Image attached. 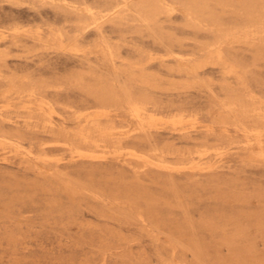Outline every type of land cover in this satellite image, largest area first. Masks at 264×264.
I'll return each instance as SVG.
<instances>
[{"label": "rangeland", "instance_id": "374dc122", "mask_svg": "<svg viewBox=\"0 0 264 264\" xmlns=\"http://www.w3.org/2000/svg\"><path fill=\"white\" fill-rule=\"evenodd\" d=\"M0 264H264V0H0Z\"/></svg>", "mask_w": 264, "mask_h": 264}]
</instances>
